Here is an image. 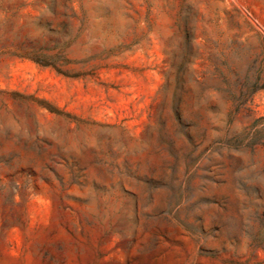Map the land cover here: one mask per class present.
<instances>
[{
  "label": "rangeland",
  "instance_id": "obj_1",
  "mask_svg": "<svg viewBox=\"0 0 264 264\" xmlns=\"http://www.w3.org/2000/svg\"><path fill=\"white\" fill-rule=\"evenodd\" d=\"M0 264H264V0H0Z\"/></svg>",
  "mask_w": 264,
  "mask_h": 264
}]
</instances>
